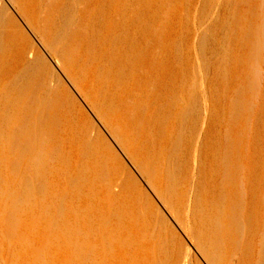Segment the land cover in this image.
I'll return each mask as SVG.
<instances>
[{
  "label": "bare ground",
  "instance_id": "obj_1",
  "mask_svg": "<svg viewBox=\"0 0 264 264\" xmlns=\"http://www.w3.org/2000/svg\"><path fill=\"white\" fill-rule=\"evenodd\" d=\"M254 2L252 24L232 13L246 59L228 51L223 57L239 76L247 66L248 86L232 92L221 141L208 134L198 147L184 142L183 133L191 124L193 139L199 96L173 85L160 54L151 51L160 41L120 0H0V264H112L123 239L135 227L138 235L145 231L152 210L134 197L94 202L84 167L60 187L42 175L56 178L69 169L57 164H67L65 141L55 136L66 112L42 82L41 52L137 161L207 264H233L234 257L236 264H264V173L253 175L255 164L242 162L252 122L262 120L264 130V82L258 88L256 72L264 5ZM68 194L84 204L70 222L52 208L54 197L64 203Z\"/></svg>",
  "mask_w": 264,
  "mask_h": 264
},
{
  "label": "rangeland",
  "instance_id": "obj_2",
  "mask_svg": "<svg viewBox=\"0 0 264 264\" xmlns=\"http://www.w3.org/2000/svg\"><path fill=\"white\" fill-rule=\"evenodd\" d=\"M120 3H124V6L130 8L138 17L139 27L147 25L151 35L155 34L154 36L160 41L158 47L151 43V51L157 55L160 54V59L167 71H165L166 76H169L173 85L183 90L184 94L190 93L193 89V94L196 93L195 98L199 96L195 104L198 108H196L198 110L196 114L199 123L195 128L193 139L190 138L191 131H189L191 124L186 123L188 129L185 131L190 133L185 135L184 131L183 136H185L184 139L186 138L183 139L184 142L192 141L199 147L208 134L221 141L226 133L227 105L230 97L233 96L232 92L243 87L246 89L248 86V83H245L247 66L244 73L239 76L232 65L225 64L223 58L228 51L227 54L246 59L248 47L245 43L238 42V30L232 31V13L234 11L239 13L245 25L252 24V12L256 6L254 0H120ZM225 24L229 26L225 27ZM138 31L135 26L134 32L139 38ZM41 55L46 64V69L42 71V82L58 93L60 103L66 112L62 116V124L55 136L65 141L68 165H63L64 162L61 163L60 160L57 164L62 166L55 164L53 169L62 170L63 166L69 169L56 178H51L47 174L42 175L48 177L55 187H60L69 182V179L76 176L84 167V180L92 186L91 194L94 202L98 203L99 200L101 202L102 199L111 197L118 199L134 197L141 205L150 204L151 206L152 210L149 213L145 231L143 232L140 228L142 232L139 231L138 235L139 227H135L137 231L130 233L134 235L135 232L138 236L129 234L127 240L124 238L126 241L123 239L124 250L115 254L114 260L111 258L112 264L128 262L159 264L162 261L168 264L173 262L207 264L189 232L180 226L172 211L161 202L149 186L137 161L114 138L108 127L60 70L57 62L43 52ZM256 72L258 81L261 83L259 85L258 82L257 86L261 88L264 82V54L258 61ZM220 74L227 77L225 84L219 82ZM183 80L187 83L185 84ZM188 87H191L190 90ZM262 124V120L252 122L250 132L247 133V146L243 148V152H246L242 162L245 160L256 166L253 175L264 173V165H261L264 163V150L260 151V143L264 140ZM71 133H75L73 142L69 141ZM63 137L68 139L65 140ZM251 140H253V147L248 144ZM82 143L85 145L83 146ZM218 150L219 147L216 153ZM125 187L127 190L124 189ZM52 201L56 216L69 222L73 220V214L78 213L81 206H84L72 194L66 196L64 203H59L58 197H54ZM153 228H155L154 231H152ZM128 238L131 239L130 242ZM139 258L143 262H140ZM238 262L239 258L234 257L233 264Z\"/></svg>",
  "mask_w": 264,
  "mask_h": 264
}]
</instances>
